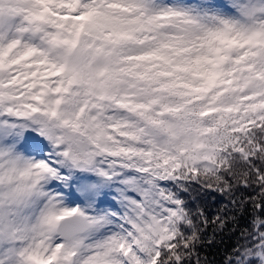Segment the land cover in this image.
<instances>
[{"label":"snow or ice","instance_id":"6c2138e0","mask_svg":"<svg viewBox=\"0 0 264 264\" xmlns=\"http://www.w3.org/2000/svg\"><path fill=\"white\" fill-rule=\"evenodd\" d=\"M243 216L222 264H264V0H0V264H210Z\"/></svg>","mask_w":264,"mask_h":264},{"label":"trees","instance_id":"16d2710c","mask_svg":"<svg viewBox=\"0 0 264 264\" xmlns=\"http://www.w3.org/2000/svg\"><path fill=\"white\" fill-rule=\"evenodd\" d=\"M250 195L251 193H245ZM196 198V202L201 203L206 207L207 213L211 216L216 213L217 208L221 203L226 201L223 200L216 193H193ZM248 216H243L240 218L237 225H231L230 228H235L236 232L231 230H225L223 233L218 234L213 241L212 245H204L201 248V255L207 257L210 264H222V260L226 251L230 250L237 242L238 232L244 227L248 226ZM209 235L211 236V230H209Z\"/></svg>","mask_w":264,"mask_h":264}]
</instances>
